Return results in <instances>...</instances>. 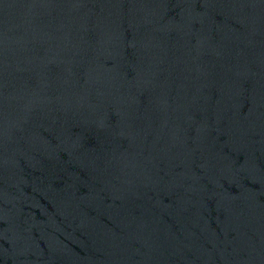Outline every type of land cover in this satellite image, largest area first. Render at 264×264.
<instances>
[{
    "label": "water",
    "instance_id": "1",
    "mask_svg": "<svg viewBox=\"0 0 264 264\" xmlns=\"http://www.w3.org/2000/svg\"><path fill=\"white\" fill-rule=\"evenodd\" d=\"M0 264H264V0H0Z\"/></svg>",
    "mask_w": 264,
    "mask_h": 264
}]
</instances>
